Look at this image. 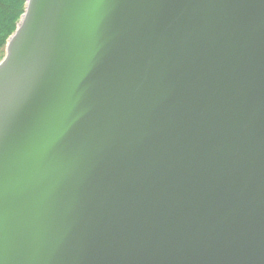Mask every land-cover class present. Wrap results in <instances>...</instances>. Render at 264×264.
I'll return each mask as SVG.
<instances>
[{
  "label": "water",
  "instance_id": "obj_1",
  "mask_svg": "<svg viewBox=\"0 0 264 264\" xmlns=\"http://www.w3.org/2000/svg\"><path fill=\"white\" fill-rule=\"evenodd\" d=\"M0 261L264 264V0H26Z\"/></svg>",
  "mask_w": 264,
  "mask_h": 264
},
{
  "label": "trees",
  "instance_id": "obj_2",
  "mask_svg": "<svg viewBox=\"0 0 264 264\" xmlns=\"http://www.w3.org/2000/svg\"><path fill=\"white\" fill-rule=\"evenodd\" d=\"M26 0H0V60L9 37L15 32L25 11Z\"/></svg>",
  "mask_w": 264,
  "mask_h": 264
},
{
  "label": "snow or ice",
  "instance_id": "obj_3",
  "mask_svg": "<svg viewBox=\"0 0 264 264\" xmlns=\"http://www.w3.org/2000/svg\"><path fill=\"white\" fill-rule=\"evenodd\" d=\"M0 264H3V262H2V261H0Z\"/></svg>",
  "mask_w": 264,
  "mask_h": 264
}]
</instances>
